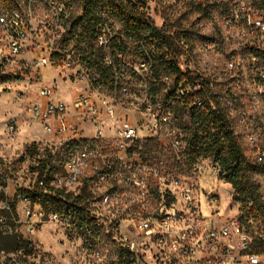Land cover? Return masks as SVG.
Returning <instances> with one entry per match:
<instances>
[{
  "label": "built area",
  "instance_id": "2783aa9c",
  "mask_svg": "<svg viewBox=\"0 0 264 264\" xmlns=\"http://www.w3.org/2000/svg\"><path fill=\"white\" fill-rule=\"evenodd\" d=\"M175 1L178 6L188 4L215 13L219 35L227 46L241 41L240 50L226 55L228 80H224L223 72L218 78L203 70L188 34L179 25L152 20L158 0L146 1L145 10L153 26L140 38L128 35L107 12L98 11L92 46L100 51L108 78L89 65L94 56L86 45L71 37L74 27L65 5L54 0H30L19 9H0L2 50L17 59L19 73L13 75L28 82L17 94L20 115L6 123L7 139L10 144L19 142L23 118L43 134L62 140L69 154L63 171L48 180L46 175L40 178L37 171L47 158L39 149L33 155L28 152L23 157L32 159L31 181L26 183L16 168H10L0 143V228L4 234H12L22 225L20 229L33 237L47 222L69 219L45 210L36 196L73 195L83 181H94L96 188L108 185L101 203L112 213L109 234L116 236L115 240L120 238L126 264H150L145 257L148 251L154 252V264H264V225L256 222L252 203L246 212L242 203L234 201L241 206L236 216L221 220L215 208L219 196H208L202 204L197 184L178 177L188 172L198 174V167L183 166L177 177L169 174L171 188L162 196L157 194L156 199L155 181L161 176L163 162L153 169L154 178L148 181L136 175L143 169L140 163L130 164L146 156L152 143L161 141L180 161L188 148L180 112L205 111L218 101L229 113L247 163L257 172L255 182L264 206V0ZM156 32L173 44L164 51L167 61H174L179 71L163 74L160 80L156 79V63L161 41ZM209 45H203L207 52L212 50ZM42 69L63 74L77 88L71 102L56 96L54 80L41 84ZM241 79L243 86L235 89L232 83L240 84ZM94 167H98L97 172L91 177L89 171ZM214 170L219 172V179L224 177L218 165ZM10 188H14L11 196ZM229 196L234 200L233 193ZM154 198L164 204L162 209L149 212L146 206ZM59 200L65 202L63 197ZM17 206H23L21 222ZM89 215L94 227L101 228L100 216Z\"/></svg>",
  "mask_w": 264,
  "mask_h": 264
},
{
  "label": "rangeland",
  "instance_id": "374dc122",
  "mask_svg": "<svg viewBox=\"0 0 264 264\" xmlns=\"http://www.w3.org/2000/svg\"><path fill=\"white\" fill-rule=\"evenodd\" d=\"M79 1L80 0L68 1L76 16L82 13ZM25 2L26 0H18L17 4L13 5L14 7L12 6V8H15V6L22 7ZM0 9H4V7L0 6ZM172 9L174 10L173 13L170 12ZM40 17L41 12L39 10L36 16L38 23L41 20ZM151 17L152 20L158 24L166 20L179 25L180 28L188 34L194 47V53L197 55L198 63L203 70L218 78H221L224 73V80H228L226 76L225 58L229 52L241 49V41L233 42L228 46L225 44V41L221 39L218 32L217 16L215 13L211 15L205 14L188 4L178 6L175 0H158V8L151 14ZM204 43L210 44L209 47L212 50L207 52L203 48ZM18 68L17 59L10 58L7 53L2 50L0 44L1 153L10 162V168H16L19 174L22 175V180L28 183L31 181L29 168L32 159L28 157L25 160L23 156L27 155L30 147L37 146L45 159L53 156L52 164L56 166L58 172L63 171L62 167L69 156L67 152H65L62 140L53 139V137L43 134L38 127L25 122L23 118H20L19 142L17 144H10L7 139L5 134L6 123L8 120L19 116L21 112L17 94L24 91L28 84L25 78H21L18 74L13 75L18 72ZM41 72L43 75L41 84L47 85V83H52L54 80L56 96H60L65 102H71L73 93L76 92L77 88H73L71 83L68 82L69 80L65 78L66 76L63 74L57 76L51 69H42ZM2 78H8L9 81L3 83L1 81ZM64 78L66 80L63 82ZM243 83L244 80L242 79L240 84L234 80L232 86L236 89L239 86H243ZM41 84H37L35 88L38 89ZM46 149H49L51 155L45 154ZM177 160L179 161L169 146L161 141L149 146L146 150V156L141 158V160L136 159L130 164L134 162L140 163L139 165L143 166V169L136 175L147 181L153 180V169L157 166H162L161 176L155 181V183L157 182L155 185L158 186L155 196L157 199V194L162 196L166 190L171 188L169 174H175L176 177L180 174V169H182L183 166L182 168H178L175 165V161ZM160 162L163 163L160 164ZM196 167L200 169V173L191 174V172H188V174L183 175V177L178 176L180 180L186 183L197 184L198 197L202 204H206L208 196H219V206H215V208L218 209L217 216L221 217V220L236 216L241 206L235 203L231 196H229V193L234 194V191L224 180L219 179V172L214 170L216 165L213 161L202 160ZM97 168L98 167H94L92 171H89L91 177H94ZM93 182L94 181H83L75 194H73L74 197L82 196L83 200L81 203L73 200H65L66 207L70 208L72 212V216L69 217V219L59 223L47 222L40 227L38 233L33 237L27 236L25 231L20 229L22 225L14 229L13 234H17L23 241L30 242L33 245L32 249L28 251V254L31 255L26 256L24 251L9 253L0 250V264H117V251L121 246L120 238L118 237V240H115L116 236L114 238L112 234H109L113 226L110 222L112 213L101 203V197L107 192L108 185L96 188ZM13 190L14 188L8 190L10 196L13 194ZM155 198L146 206L149 212L156 211L160 209V207L162 209L164 202L157 201ZM22 207L23 206H17L16 208L19 211V222L24 220L22 216ZM89 212L100 216L102 221L101 228H96L91 225L85 229L81 227L79 224L80 217L78 216L81 215L85 217ZM203 212L205 215L209 213L205 206H203ZM89 229L91 230V234H87ZM6 238L2 241V245L4 248L9 249L10 242L8 241V237ZM145 255L148 263L154 264L156 262V260H152L154 256L153 251H148Z\"/></svg>",
  "mask_w": 264,
  "mask_h": 264
},
{
  "label": "trees",
  "instance_id": "16d2710c",
  "mask_svg": "<svg viewBox=\"0 0 264 264\" xmlns=\"http://www.w3.org/2000/svg\"><path fill=\"white\" fill-rule=\"evenodd\" d=\"M18 0H0V6L5 10L19 9L21 6L17 4ZM30 0H26L28 4ZM59 4L65 5L71 12L72 26L74 33L71 37L78 40L80 44L86 45V50L94 56V60L89 65L96 67L100 72L105 74L106 78L108 70L104 68L103 58L100 51H97L92 46L94 40L95 28L98 24V11L107 12L116 21L122 24L128 35L135 38H140L143 33L152 29L153 22L147 17L145 10L147 0H80L82 13L76 16L73 13L72 6L69 5V0H54ZM14 7V6H13ZM200 12L211 15V13L202 7H195ZM160 42L161 53L158 56L156 63V79L160 80L163 74H179L177 64L174 61H167V54L164 49L167 46L173 47L171 41L165 37L155 33ZM92 60V58L90 59ZM179 79H181L179 77ZM3 83L9 81L8 78H2ZM157 91V89L155 90ZM180 126L185 131L187 136L188 148L184 157L180 161H175L178 168L182 166L187 169H193L202 160H211L215 165H218L225 174L221 180L230 185L234 191V201L242 203V207L246 212H249L250 203L253 204L252 214L255 216L256 222L264 225V206L261 202V190L255 182L256 170L246 161L244 150L238 143L235 135V129L229 113L224 108H221L220 103L215 101L214 108L208 107L205 111H192L187 114L185 111L180 112ZM157 144V143H152ZM151 145V146H152ZM68 154V150L65 148ZM29 154L33 155L38 152L37 146H32L28 149ZM45 154H50L49 149L45 150ZM69 155V154H68ZM53 156L41 163L37 169L40 178L47 176L49 180L58 170L52 164ZM178 159V158H177ZM181 166V167H180ZM63 197L66 201L82 202V196L63 195L60 194L54 197H41L37 195L35 200L48 212L65 214L68 217L72 216L70 208L66 207L64 201L59 200ZM3 200L0 196V202ZM1 214V212H0ZM74 215V214H73ZM79 224L82 228L94 226V219L88 214L87 216H78ZM91 230L87 231L90 234ZM8 237L10 242L9 249L4 248L2 241ZM7 239V238H6ZM33 245L30 242H25L17 234H4L0 228V250L6 252L24 251L26 256L29 249ZM117 264H126V253L121 248L118 249Z\"/></svg>",
  "mask_w": 264,
  "mask_h": 264
}]
</instances>
